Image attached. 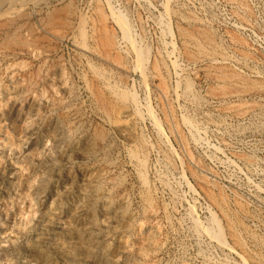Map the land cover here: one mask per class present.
<instances>
[{
    "label": "rangeland",
    "instance_id": "obj_1",
    "mask_svg": "<svg viewBox=\"0 0 264 264\" xmlns=\"http://www.w3.org/2000/svg\"><path fill=\"white\" fill-rule=\"evenodd\" d=\"M10 5L0 264H264V0Z\"/></svg>",
    "mask_w": 264,
    "mask_h": 264
},
{
    "label": "bare ground",
    "instance_id": "obj_2",
    "mask_svg": "<svg viewBox=\"0 0 264 264\" xmlns=\"http://www.w3.org/2000/svg\"><path fill=\"white\" fill-rule=\"evenodd\" d=\"M8 1H10L11 5L14 4V2H15V0H8ZM3 2H5V1H3ZM16 2H17V1H16ZM15 4H16V3H15ZM8 5H9V4H8ZM11 5H10V6H11ZM64 6H65V5H64ZM64 6H63V7H64ZM6 7H7V5H6ZM66 7H67V5H66ZM7 8L10 10L9 7H7ZM12 8H15V7L13 6ZM12 8H11V9H12ZM67 8H68V7H67ZM67 8H66V9H67ZM8 9H6V10H8ZM9 10H8V11H9ZM12 10H13V9H12ZM14 10H15V9H14ZM4 12H5V11H4ZM10 12H11V11H10ZM10 12H8V13H10ZM58 12H59V11H58ZM68 12H69V11H68ZM56 13H57V11H56ZM0 14H1V13H0ZM1 15H2V14H1ZM10 15H11V14H10ZM54 15H55V14H54ZM56 15H57V14H56ZM49 17H50V16H49ZM51 17H52L51 19L54 18V16H51ZM10 19H11V18H10ZM10 19H9V20H10ZM54 19H56V17H55ZM12 20H14V19L12 18ZM10 21H11V20H10ZM49 21H50V19H49ZM49 23H50V22H49ZM5 24H6V21H5ZM53 24H54V23H53ZM6 25H7V24H6ZM21 33H22V32H21ZM14 36H15V34H14ZM11 37H12V36H11ZM14 38H15V37H14ZM1 39H2V38H1ZM16 39H17V38H16ZM9 40H10V39H9ZM17 40H19V39H17ZM10 41H12V40H10ZM21 42H22V40H21ZM23 44H24V43H23ZM33 45H34V44H33ZM27 46H28V45H27ZM36 75H37V74H36ZM36 75H35V76H36Z\"/></svg>",
    "mask_w": 264,
    "mask_h": 264
}]
</instances>
